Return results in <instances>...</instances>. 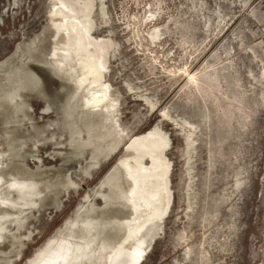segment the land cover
Instances as JSON below:
<instances>
[{"label":"rangeland","instance_id":"obj_1","mask_svg":"<svg viewBox=\"0 0 264 264\" xmlns=\"http://www.w3.org/2000/svg\"><path fill=\"white\" fill-rule=\"evenodd\" d=\"M60 8L108 119L65 68ZM157 160L168 206L137 261L127 163ZM0 264H264V0H0Z\"/></svg>","mask_w":264,"mask_h":264},{"label":"bare ground","instance_id":"obj_2","mask_svg":"<svg viewBox=\"0 0 264 264\" xmlns=\"http://www.w3.org/2000/svg\"><path fill=\"white\" fill-rule=\"evenodd\" d=\"M54 15L65 19V21H62V23H59L60 21H56L58 24L57 27L59 25L64 26L65 30L68 32V38H70V42L68 44L69 50L66 53V56L68 57V64L67 67H65L66 65L63 66L67 68L69 72L76 75L75 84L78 88L83 86L84 89L88 90V92L89 90H92V95L88 97L85 96L86 99L84 98L86 100L85 105H88L89 102L94 104H99L100 102L104 103L106 105L105 108L98 110H100L101 113L106 116L105 119H108V116L106 114H110L111 108H113L111 107L112 103L109 101L106 91L102 87H100V80L103 75V71L98 64V61L96 59H93L91 56L89 50V41L87 39L83 25L76 20H70L71 15L61 8L58 9L54 13ZM73 60H76V62L74 61L75 63H73ZM111 118H109V120H111ZM144 145L145 150L143 154H141V157L149 156V154H152L163 147L162 141L158 138H150L149 140L144 142ZM156 163L158 166L150 171L134 169L130 165V162L127 163V171L130 175V179L131 181H133V183L136 184L135 191L141 194L145 201L146 206L142 205L141 208L143 207L147 210L146 214L148 216L146 217L147 219H142L144 217L141 216V218L138 220V224L141 228L144 229L143 235L141 237H137V232L139 229H137L136 232H133V241L136 247H134L135 256L137 261H140L142 259L143 252L145 251L146 246H151L150 243L154 239L153 236L155 235L154 228H156L155 226H158V221L163 218L168 206L164 180L166 168L162 164L161 160H157ZM73 244L78 246L79 248L82 246L76 241ZM70 246L73 247V245ZM60 252L62 253V250H60ZM79 255L80 254L78 253L76 257L78 258Z\"/></svg>","mask_w":264,"mask_h":264}]
</instances>
